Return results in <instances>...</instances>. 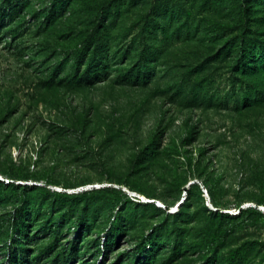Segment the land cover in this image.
I'll use <instances>...</instances> for the list:
<instances>
[{"label":"rangeland","instance_id":"rangeland-1","mask_svg":"<svg viewBox=\"0 0 264 264\" xmlns=\"http://www.w3.org/2000/svg\"><path fill=\"white\" fill-rule=\"evenodd\" d=\"M262 206L264 0H0V264H264Z\"/></svg>","mask_w":264,"mask_h":264},{"label":"trees","instance_id":"trees-1","mask_svg":"<svg viewBox=\"0 0 264 264\" xmlns=\"http://www.w3.org/2000/svg\"><path fill=\"white\" fill-rule=\"evenodd\" d=\"M89 189H94V188H89ZM89 189H85V190H89ZM85 190H82V191H77V192H74V193H79V192H83V191H85ZM184 200V199H183ZM178 209H176L175 211H173V212H176ZM244 209H241V208H239V211L240 212H242ZM107 239V237H105L104 238V243H105V240ZM11 255V254H10Z\"/></svg>","mask_w":264,"mask_h":264},{"label":"built area","instance_id":"built-area-1","mask_svg":"<svg viewBox=\"0 0 264 264\" xmlns=\"http://www.w3.org/2000/svg\"><path fill=\"white\" fill-rule=\"evenodd\" d=\"M92 187H93V186H91V188H92ZM85 189H89V188L82 187V188L78 189L77 191H82V190H85ZM204 192H205L206 194H208L207 189H204Z\"/></svg>","mask_w":264,"mask_h":264},{"label":"bare ground","instance_id":"bare-ground-1","mask_svg":"<svg viewBox=\"0 0 264 264\" xmlns=\"http://www.w3.org/2000/svg\"><path fill=\"white\" fill-rule=\"evenodd\" d=\"M152 201H154V200H152ZM262 207H264V206H262ZM262 210H264V208H261Z\"/></svg>","mask_w":264,"mask_h":264},{"label":"water","instance_id":"water-1","mask_svg":"<svg viewBox=\"0 0 264 264\" xmlns=\"http://www.w3.org/2000/svg\"><path fill=\"white\" fill-rule=\"evenodd\" d=\"M1 179H2V177H1ZM188 188V186L186 187V189ZM160 205H161V203H160Z\"/></svg>","mask_w":264,"mask_h":264}]
</instances>
